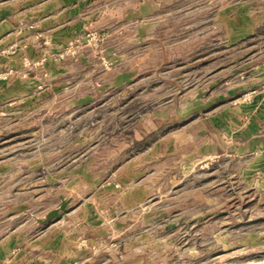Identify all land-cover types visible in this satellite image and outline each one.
<instances>
[{
    "label": "rangeland",
    "instance_id": "obj_1",
    "mask_svg": "<svg viewBox=\"0 0 264 264\" xmlns=\"http://www.w3.org/2000/svg\"><path fill=\"white\" fill-rule=\"evenodd\" d=\"M77 18L0 71V264H264V0Z\"/></svg>",
    "mask_w": 264,
    "mask_h": 264
},
{
    "label": "crops",
    "instance_id": "obj_2",
    "mask_svg": "<svg viewBox=\"0 0 264 264\" xmlns=\"http://www.w3.org/2000/svg\"><path fill=\"white\" fill-rule=\"evenodd\" d=\"M91 0H39L33 4H8L0 7V48L19 45L13 53L0 52V71L5 66L19 67L24 54L39 43L56 45L77 30V14L90 6ZM5 83L0 81V96ZM88 261V260H87ZM85 264H100L89 260Z\"/></svg>",
    "mask_w": 264,
    "mask_h": 264
},
{
    "label": "water",
    "instance_id": "obj_3",
    "mask_svg": "<svg viewBox=\"0 0 264 264\" xmlns=\"http://www.w3.org/2000/svg\"><path fill=\"white\" fill-rule=\"evenodd\" d=\"M68 199H62L59 206L55 209L49 210V212L46 213L43 219H40V223H44L50 219H59L61 216L66 212V205L68 203Z\"/></svg>",
    "mask_w": 264,
    "mask_h": 264
}]
</instances>
